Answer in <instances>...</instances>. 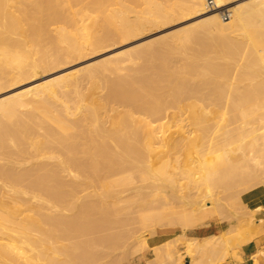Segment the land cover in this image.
I'll use <instances>...</instances> for the list:
<instances>
[{"label": "rangeland", "instance_id": "1", "mask_svg": "<svg viewBox=\"0 0 264 264\" xmlns=\"http://www.w3.org/2000/svg\"><path fill=\"white\" fill-rule=\"evenodd\" d=\"M258 1L259 0H227V4L228 6L230 5L231 6L232 5H251V4L256 5L258 4ZM124 3H127V6L131 7L130 10L128 11V15L130 18L135 17L136 9H139V8L142 9L145 7V3H142L141 0H139L138 2L136 0H124ZM29 5H30L29 9L33 8V6L30 3ZM69 5L70 4L68 3V6ZM82 7L87 8L86 14L79 12L80 10H82L80 9ZM222 8L226 9L227 7H222ZM222 8L216 9V11L219 12L220 10H222ZM73 9H76V13H74L75 16L74 14L72 16L73 18H76L75 20L73 19L74 22L76 21L74 26L88 22V19H87L88 16L89 17L98 16L99 14L97 11H95L96 10L95 5L76 4V6L73 7ZM19 12L20 11H17V10L15 11L16 15H18L19 17V20L31 18V17H38V18L44 17L43 19L48 21L47 25L49 27L53 28L54 26L59 25L58 22L51 23L53 21L51 17L49 15L47 16V14H41L39 10L38 12L36 11V13H31L32 11L27 10V12L31 14L23 13L22 16L20 14L22 12L20 13ZM214 12H215L214 10H211L210 8H208V4H196L194 9H192L191 11L185 14L177 16L172 20L155 21L152 23H145L143 25H139L137 28H135L134 30L130 31L129 33L125 35H117L112 40H108L107 42L103 44H100L98 46H94L92 48L84 50L82 53L77 54V55L76 54L75 55L73 54L64 55V57L58 62L45 66L36 72H30L21 78H16V79L8 78L0 84V100H1L11 95H17L18 93H20L23 89L27 87L38 85L49 79H53L55 77H58L64 74L69 75L68 77L72 79L73 77L78 76V74H81L85 68L97 66V64L101 63L104 60L106 61L109 59H116V60L124 59L122 61L123 65L129 67L131 63L129 61L128 62L125 61L126 56H128L129 54H133V55L135 54V55H140V57H142V59L140 58L141 62L139 63V66L138 65H137L138 67L135 66L137 67V68L134 67L135 69L131 68L133 71H136V69H138L137 71H139L141 67L140 69L141 72L136 71L137 72L136 74H134L135 72H133L134 78L130 77L131 79L128 78V81H126L127 79L125 77L121 78L119 76H113V78H116V80L114 81V79H112V75H109V77L111 76L109 79L108 75L103 74L101 76V74H99L98 75L99 77H96L95 79H93L94 81L92 80L93 83L95 82V80H97L96 83H94V86H95L94 87L91 84L92 83L91 80L89 81L85 77H81L82 80L80 79V82L78 83L79 85L78 88L80 89V91L82 90L81 91V93L83 92L82 96L84 95L86 96V97L84 96L85 98L81 96L82 101L85 105L84 107L85 110L83 109L84 110L83 114L76 115V119L77 118L78 119L77 120L74 119V120L76 124L75 126L78 129L73 130L72 131L73 133L72 132L69 133V136L67 135L68 137L62 134L57 135V133L55 132L54 134L51 135L52 132H49L48 127L46 128V126L45 127L43 126V128L47 130L41 131L43 128L37 129L39 134L35 133L37 135L36 139L34 137L35 135L34 136L32 135V138L29 136L31 140H28V139L26 140L27 142L23 144L24 148L22 147L21 152H18L13 147V149L10 148V152L12 150L11 156L5 159L2 158V160L0 159V162L2 161V163L0 164H3L4 169L6 167H7L6 169L13 168L12 165L16 163L17 164L25 163V165H27V168L30 167L29 171H31L30 169L32 170L35 169L33 166H36V165L38 166L39 162H42L43 160H44L43 162L47 161L49 162V164H53V163H55V165L60 164L59 166H55L53 164V165H50L49 167L52 169H57V168H60V166L62 165H61V162H59L58 164V161L60 160H54L55 159L54 154H57V155L59 154L60 156L58 157L60 159L62 158L61 161L64 160L62 162L64 164V163L70 162L69 155L71 154L67 153L69 152V150L71 153H75L77 151L76 153L78 155L77 154L76 155L81 157L80 154H82L83 151L85 153L86 149H88L90 153H92L91 151L93 150H94L93 152L95 153L96 146H97V150L100 149L99 150L100 152L96 150V154L98 156L97 157L95 156V157L97 158V160L96 158L94 160H90L91 159L90 157L88 158L89 161L92 162V165L94 163L93 168L94 166L96 169L98 167L101 168V169L100 168L97 169V170L100 169L98 171L99 173L95 172L97 171L96 169L92 170L93 169L92 165L90 166L91 164L90 162L87 163L88 160L86 158L83 159V157H81V160H80L76 157V173H75L76 176H73L74 174H72V176L71 174H69L70 176H68V175H65V173L63 174L60 173L59 175H57V173H55L58 176V178H56L54 177V175H52L53 171L51 172L52 174H50V172H48L47 170L46 171L43 170L40 173L37 171L38 175L37 174L35 175L36 172L33 170L32 172H34L33 173L34 175H31L32 173H30L31 181H29L30 178L29 176H27L28 178L27 177L23 178V180L25 179L24 180L25 183H23V180L21 179L20 183L17 185V187L21 185L23 186V188L27 186V188L26 187L24 188V190L26 189L28 190L27 192L22 190L23 189L22 188V189H19L20 191L22 190L19 196L16 195V198L19 199L20 202L25 201L24 203H21V206L23 207L41 209V211L43 209V211L45 212L47 211L48 213L47 215L49 214L52 215V219L55 218L56 216L61 217V215H63L62 217H64L67 209H68V212L72 211V214L71 212L70 214L66 212L65 217L69 216L68 217L69 219L67 222H65L66 223L65 225L68 227L73 226V225L76 226V242H73V243L71 242V244H66V243H62L61 241L59 242L57 241V243L54 244L55 246L53 247H55L54 249H58V246L59 248L61 246V249L56 250L58 251L59 255H61V252H62V256H64V254L65 255L67 254L66 256L69 257L70 256L68 255L70 253L69 251H71V249L72 250L76 249L75 251L71 252L72 255L70 256L71 258L73 255L76 254V257L73 256L71 258V259L76 258V264H145L146 260L148 258H151L150 256V252H151L152 258L151 260L147 261V264H164L162 256L160 257L159 255V257L157 258L156 256H154L155 253L157 252L161 254L162 247L166 243H169L172 246L174 251L177 245H182L184 243L186 238L182 237V235L180 234V229L177 226H171V225L152 226L147 229L140 227L137 221L138 212H142V210L143 212L152 210L156 207L155 205L156 203L160 204L163 202L182 201L187 206H190L194 204L195 201L200 202V201L207 200V196L205 195L203 191V185L200 183V181L195 179L196 177L195 176V171H196L195 161L197 160V158L187 157L186 148L188 146H192L193 143H197L200 145L198 154L200 155L206 154L207 152H210L213 149H215L217 146L223 144L225 140L233 138L234 135L235 136L237 135L233 128L234 125H236V123L231 124L232 123L231 119L237 115L239 118L242 117L244 121L246 120V122L249 125H251V122H253L254 119L257 118V115L261 114L262 111H264V96L259 95V94L251 95L250 98L239 100L238 103H240L239 104L240 106H238L236 100L235 101L231 100L232 98L231 96H233L232 92H236L237 89L241 90L243 86L247 85L250 82L256 83V86H259L260 83L264 85V77L259 71L260 68L258 69L259 67L258 62L254 58L253 59L250 58L248 54L245 53V51L242 48L243 47L242 44L240 45V42L238 41L234 42L233 46L230 48L231 50L229 49L227 52L225 51L226 50L225 46H221L219 45V43H216L214 45L215 47L214 49H216L217 52L216 51L215 53L214 51L208 52L210 53V57L208 56L206 60H205V56H207L206 55L207 52L204 51L205 53H203V56H204L203 63L205 67L201 68L204 72L202 70H199V71L197 70L196 73L188 72V68H186L187 67L186 63L188 62H184V60L181 61L182 56L179 57L178 53L177 52L175 53L176 47L173 45L172 47L169 48L170 50H168L169 52L170 51L172 52L170 53L168 52L170 57H169V61H167L166 63L162 62L161 59L159 60L158 57H156L155 59L156 60L158 59V61L160 62L156 61L155 59L147 63L146 61L144 62L143 56H145V54H144V50L142 49L151 43H155V45L158 46L159 43L161 44V41L165 39L170 40V37H172L173 34H177L178 32H181L183 28L194 25L197 22H200L201 20L212 15ZM17 30H18V34L26 35L28 38L37 34L35 27L32 28V26H29L27 24V22L22 25V29H17ZM169 43L171 42L169 41ZM28 48L32 56L37 55L36 49L32 44H30ZM138 50L140 51L138 52ZM173 56L175 58L176 56L178 57L175 60ZM228 56L230 58H228ZM173 59L175 61H173ZM226 60H229L231 63ZM161 65H163L165 69ZM179 66H180V69L177 68ZM209 67L211 68V70ZM142 68H146V69L142 70ZM147 68L149 69L147 70ZM178 69H179L180 75L179 73H177ZM205 69L207 72L205 71ZM166 71H168L169 75L167 74ZM250 71H251V75H250ZM165 72L166 74H164ZM174 73H176L177 75L176 74L174 75ZM203 73H204V76L201 75ZM185 76L187 78H185ZM182 77L185 79H182ZM211 77H212V80H211ZM103 78H105V80L108 79L109 82H107L108 80L107 81L102 80ZM133 79L135 81L134 83H136L134 85H132ZM220 79L221 81H219ZM242 79L244 80L242 81ZM110 80L112 81L111 84H110ZM123 80L128 83H125ZM182 80H186V81L182 82ZM119 81L121 82V84H119L120 83ZM236 81H238V83ZM97 82H101L102 84L98 83L99 84L98 85ZM105 82H107L108 84L106 85ZM123 82L127 85L125 86ZM179 82L181 83L189 82V86L191 87H197L198 83H200L201 86L197 90H199V93H202L203 98L202 97L198 98L197 96H191V95L190 96L184 95V97L181 98V101L184 104H182V102L180 101L181 103L180 107H182L183 110H180V109L178 110V108H176L178 98L177 96L176 97L174 96L175 95L174 87H177V84H180ZM113 83L114 85L116 84V87H117L116 90H115V87L112 86ZM129 83H131V85ZM138 83L144 84V85L141 86ZM224 83L225 84L227 83V84L225 85ZM129 85L130 87L131 86L132 87L129 88ZM143 86L144 88L146 87L147 89H144ZM133 87H135V89ZM136 87L139 88V90ZM124 88L126 89L129 88V90L131 89L130 92L132 91V93H130L128 89L126 91V89ZM142 88L145 91L142 90ZM111 89H113L112 90L113 93ZM219 89H220V92H219ZM232 89H234L235 91ZM118 91H119V94L121 95H123V93H124V96L127 95L126 97L128 99L121 95H120L121 96L120 99L117 98L116 96H119V95L118 94L114 95V94L118 93ZM147 91L151 94L153 93L154 98L157 97L156 100H158L159 98H164V97L167 98L170 104L172 103L171 105L172 108L169 107L168 112L166 111L165 113L161 115L158 114L159 112L153 113L154 109H152L151 101H149L151 102L150 103L151 105L149 104V102L147 103V105H146V102H144V105H143L142 99L144 95L147 93ZM168 91H171L169 95H168L169 93ZM137 94H140V95H137ZM24 95H27V94H24ZM136 96L138 99L136 98ZM124 98L127 100H125ZM130 98L131 99L134 98L135 100L137 99V104L135 101H133L134 99L131 101ZM147 98H144V99H147ZM85 99L86 100L89 99L87 100V103ZM129 100L131 101L130 104H129ZM75 101H76V97H75ZM128 106H131V109ZM169 109L172 111H170ZM173 110L175 111L173 112ZM84 112H85V115H84ZM86 113H88V116L86 115ZM151 113H153L155 116ZM121 115L122 117H120ZM92 116L94 117L96 116V117L94 118ZM122 118H124L125 120ZM122 121H123V124H122ZM28 123H30V125ZM77 123L78 124L81 123V125H78ZM94 123L96 125H94ZM24 124H27L25 125L26 127L24 126ZM20 125L23 126L22 128L25 127L26 129H32V130L35 129L34 125H32V122H29V121L20 123L18 126ZM101 129H103L102 130L103 132L101 131ZM41 132H43L44 134ZM56 135L59 136V138ZM106 137L109 139V141L106 140ZM49 138L50 140L47 141ZM103 138L106 140V143H104L105 140H103L104 142L101 140ZM63 139L66 141H63ZM100 141H101V144H99ZM45 142H47V144ZM53 142H56V144H53ZM62 142L65 144H62ZM87 143L89 145H92L94 149L90 150L92 149V146H90L91 147L90 148L89 145H87ZM30 146H32V148ZM83 146L85 148H82ZM86 146L89 148H87ZM35 147L37 151L34 149ZM64 147H67L69 149L67 148L64 149ZM103 147L104 149L106 148L105 151ZM101 148L103 151L101 150ZM32 149L34 150L35 154L33 153ZM88 150H86V152H88ZM78 151H82V152H78ZM104 152H107L108 155H106ZM24 154L26 155V157ZM43 154L45 156H42ZM46 154L47 156L48 154L49 156L51 154L52 156H50V158L51 157L53 158L49 159V157H46ZM20 156L21 158L19 159ZM37 156L39 157L37 158ZM88 156L89 155H87V157ZM105 156H109L110 158L108 160L110 161L109 163H107L108 161L105 159ZM125 156H127L128 158L126 159ZM58 157L56 156V159ZM102 157L104 159H102ZM164 158L167 159L168 161V168H169L168 172H166L165 174L161 176L154 174L153 171L149 168L150 165L158 166L157 164H160V162L165 163L166 160ZM66 159L68 161H66ZM162 159L164 160L162 161ZM7 160H9L11 163H9V161L8 163H6ZM16 160H19V161H16ZM82 160L84 163L83 166L87 168L82 166L81 164ZM18 162H22V163H18ZM101 162L102 164L104 163V165H100ZM9 164H11V167L9 166ZM88 164H89V167H88ZM105 164L108 166H106ZM23 167L22 168L18 167V170L23 169ZM27 168L24 167V171H26L25 169ZM148 168L150 169V173L145 174V177L147 176L148 177L145 179H140L138 176L139 169L148 170ZM253 168L255 167L253 166ZM83 169L85 170V172ZM91 170L94 171L95 173H93ZM102 170L103 172L104 171L106 172L103 173ZM120 170H123V172L122 173L119 172ZM254 171L256 173L255 180L259 182L262 181L263 180L262 174H259L257 172V169H255ZM43 172H46V173H44L42 176ZM90 172L93 173L92 176ZM39 174L41 177H37L39 176ZM35 176L37 180L35 179ZM41 178L45 179L42 182H44V185L46 184V186L43 185V189L41 187L43 183L41 182L40 184V181L38 180V179L42 180ZM33 179L34 181H36V183L33 182ZM109 180H112V182L111 183L108 182L106 184V182ZM37 181H39V184L37 183ZM61 181H62V184H61ZM28 182L29 184L26 185V183ZM50 183H53V184H50ZM103 183L105 184L103 185ZM33 184L35 185L32 186ZM28 185L30 189L28 188ZM31 188L33 189L34 192L32 191ZM37 188L38 189L41 188V189L37 191L38 190ZM255 189L261 190L263 189V187L257 186L252 191H254ZM23 191L26 193L24 194ZM71 191L72 193H70ZM32 194L38 195V197H40V200H35V198L32 199L33 197H35L34 195L32 197ZM46 194H48L47 197H46ZM250 195H251V192L245 193L244 195L245 201H247L248 198H250ZM38 197L36 196L37 199ZM54 197L56 198L54 199ZM48 199H50L51 205L53 204L52 206L48 205L49 204L47 203ZM221 199L219 201L220 203H222V209H223L222 219L221 220L214 219V221H220L221 223L220 227L224 228V237L227 236L230 239L229 242L234 243V236H240V238H242L244 235H247L248 233H249L250 239H253L255 233H258L260 236L262 235V233L264 232V226H263L264 220L256 216L257 215L256 210L259 209L260 206L256 208H251L247 205V202H244V201H237L233 204H229L225 202L224 199H222L221 201ZM54 200H57L56 201L57 203ZM53 206H54V209H53ZM65 208H66V211H65ZM69 208H72V210ZM57 211L60 213V215L58 213H56L57 215L55 214V212ZM61 211H63L64 214H62ZM73 215H74V218H73ZM72 220L73 222L75 221L76 223L75 222L72 223ZM69 221H71L70 225H68ZM210 230L211 229L206 230L204 228L190 230L187 232V235L188 236H198ZM163 231H167V233H171L175 235L172 237V239L166 240L160 245L149 246L148 244L149 240L154 238V236L159 235ZM58 243H62V244L59 245ZM64 244L65 246H63ZM72 244H75V245H72ZM71 245L75 248L70 247ZM63 249L65 250L63 251ZM48 254L54 255L53 253L51 254L50 251Z\"/></svg>", "mask_w": 264, "mask_h": 264}, {"label": "bare ground", "instance_id": "2", "mask_svg": "<svg viewBox=\"0 0 264 264\" xmlns=\"http://www.w3.org/2000/svg\"><path fill=\"white\" fill-rule=\"evenodd\" d=\"M136 1L138 2L139 0H136ZM141 2L145 3V7L142 9L141 8L136 9L135 10L136 11L135 17L130 18L128 15V11L130 10L131 7L127 6V3H124V0H0V84L8 78H11V79L21 78L30 72H36L45 66H48V65L55 63V62H58L59 60H61L64 57V55H69V54L70 55H72V54L77 55V54L82 53L84 50H87V49L92 48L94 46H98L100 44H103V43L107 42L108 40H112L117 35H125V34L129 33L130 31L134 30L135 28H137L139 25H143L145 23H152L155 21L172 20L179 15H182V14H185V13L191 11L192 9H194L196 4H208V8H210L211 10H214L215 12L212 15H210L209 17L201 20L200 22H197L194 25L187 26V27L183 28L181 30V32H178L177 34H173L172 37H170V40L167 39L168 40L167 41L165 39V40L161 41V44L160 43H159V45L157 44L158 46H156L155 43H151L152 45L149 44L148 46L143 48L142 50H144V54H145V56H143L144 57L143 61L144 62L146 61V63H147V62L154 60L156 57H158L159 60L161 59L162 62L166 63L167 61H169V57H170V55L168 54V52H169L168 50H170L169 48L172 47V45H173L176 47L175 53L177 52L179 57L182 56L181 61L184 60V62H188V63H186L187 67L184 66V67L188 68V72L189 73H196L197 70L198 71L202 70L201 68L205 67L204 63H203V61H204L203 53H205L204 51L207 52V54H206L207 56H205V60H206L208 58V56L210 57V53H208V52H213V51H214V53H215V51L217 52V50L214 49L215 48L214 45L216 43H219V45H221V46H225L226 50L225 49L224 50L227 52L233 46L234 42L238 41V42H240V45L242 44V46H243L242 48L245 51V53L248 54V56L250 58H252V59L254 58L258 62V64H259L258 69L260 68L259 71L261 72V74L264 77V0H259L258 4H256V5L251 4V5H232V6L231 5L228 6L227 0H212L213 6H209L208 0H141ZM29 3L33 6L34 9L33 8L29 9V6H30ZM68 3L70 4L69 6H68ZM76 4L95 5V8H96L95 11H97L99 14H98V16H90V17L88 16L87 17L88 22L74 26V24L76 22V21L74 22V20L76 18H73L72 16L74 13H76V9H73V7H75ZM222 7H227V8L224 9ZM219 8L220 9L222 8V10L228 11L229 17L227 19L223 18L222 13H221L222 10H220L219 12L216 11V9H219ZM80 9H82L79 11L80 13H83V14L87 13L86 7H84V8L82 7ZM16 10L22 12V13L19 12L21 14V16L23 15V13L24 14H31V13H36V11L38 12V10H39V12H41V14H47V16L49 15L51 17V19L53 20L51 23L58 22L59 25H56L53 28L49 27L47 25L48 21L43 19L44 17L43 18L42 17H40V18L31 17V18L19 20L18 15H16V13H15ZM27 10L32 11V12L28 13ZM74 16H75V14H74ZM26 22L29 26H32V28L35 27V29L37 31L36 35L28 38L26 35L18 34L17 29H22V25L25 24ZM169 41L171 43H169ZM30 44H32L35 47L36 53H37L36 56H32L30 54V51L28 48ZM217 47H218V45H217ZM233 48H235V47H233ZM172 49H174V48H172ZM139 51L140 50H138V52ZM244 51H243V53H244ZM170 52H172V51H170ZM233 52H235V51H233ZM218 53H219V51H218ZM134 55L129 54L125 58V61H127V62L129 61L131 63V65L129 67L123 65L122 61L124 59L123 60L119 59L120 61L116 60V59H109L106 61L104 60L101 63L97 64V66L85 68L81 74H78V76H75L72 79L70 77H68L69 75L64 74V75L55 77L53 79H49V80H47L43 83H40L38 85L27 87V88L23 89L17 95H11L9 97L1 99L0 100V159L2 160V158L5 159V158H8L9 156L12 155V150L10 152V148L13 149V147H14V149H16L18 152H21L22 147L24 148L23 144L27 142L26 140L27 139L31 140L30 137L32 138V135L33 136L35 135L34 137L36 139L37 135L35 133H38L37 129H39V128L42 129L43 126L44 127L46 126V128L48 127L49 132H52L51 135L54 134V132H55V133H57V135L62 134L64 136L66 135V137H68L69 133H71L75 129H78L75 126L76 124H75V120H74V119H76V115L83 114V111L85 110L84 109L85 105L82 101V97H84L85 95L82 96L83 92L81 93L82 90L80 91V89L78 88L79 87L78 83L80 82L81 77H85L87 80L92 81L96 77H99L98 76L99 74H101V76L104 74V75H108V77H109V75H112V79H114V81L116 80V78H113V76H119L121 78L125 77L127 79L126 81H128V78L133 77V72H135L134 74H136L137 72H141L140 71L141 67H140L139 71H137L138 69H136L137 72L133 71L131 69V68H133V69L137 68L139 66V63L141 62L140 58L142 59V57H140V55H135V56ZM178 56H176V58ZM176 58H175V60H176ZM211 58H213V57H211ZM228 58H230V57L228 56ZM158 59L157 60L155 59V60L158 61ZM175 60L173 59V61H175ZM226 61H229V60H226ZM158 62H160V61H158ZM155 63H157V62H155ZM176 65H178V64H176ZM205 65H206V63H205ZM213 65H215V64H213ZM135 66H137V67H135ZM161 66L163 67V65H161ZM207 67H208V65H207ZM153 68H154V66H153ZM163 68L165 69V67H163ZM170 68H169V70H170ZM177 68L180 69V66ZM177 68H176V70H177ZM143 69H146V68H142V70ZM148 69L149 68H147V70ZM179 69H178L177 73H179V75H180ZM210 70H211V68H210ZM168 71H166V72L169 75ZM205 71H206V69H205ZM166 72L164 74H166ZM175 74L176 73H174V75ZM246 74H247V72H246ZM201 75L204 76V73ZM208 75H210V74H208ZM250 75H251V71H250ZM140 76H142V75H140ZM170 76H172V75H170ZM221 76H222V74H221ZM221 76H220V78H221ZM110 77H109V79H110ZM226 77H228V76H226ZM185 78H187V77L185 76ZM185 78L182 77V79H185ZM118 79H120V78H118ZM102 80H105V78H103ZM107 80H105V81H107ZM111 80H110V84L112 82ZM189 80H187V81H189ZM211 80H212V77H211ZM243 80L244 79H242V81ZM93 81H92V83L91 82L90 83L94 86V83H96L97 80H95L94 83H93ZM126 81H124V82L128 83ZM183 81H186V80H182V82ZM219 81H221V79ZM107 82H109V80ZM107 82H105L106 85L108 84ZM124 82H123V84H125ZM134 82L135 81L133 79L132 85L136 84ZM139 82H141V81H139ZM236 82L238 83V81H236ZM98 83H101V82H97V84ZM105 83H103V84H105ZM117 83H118V81H117ZM179 83L180 84H177V87H174V89H175V91H174L175 95L174 96L175 97L177 96V98H178V99L176 98L177 99V105H176L177 107L176 108H178V110L179 109L183 110V108L180 107V104H181L180 101H181V98L184 97V95H188V96L191 95V96H197L198 98H201V97L203 98L202 93H199V90H197L201 86L200 83H198L197 87L189 86V82L188 83L179 82ZM119 84H121V82ZM129 84L131 85V83H129ZM138 84H140V83H138ZM126 85L127 84H125V86ZM130 85H129V88L132 87V86L130 87ZM140 85L142 86L144 84H140ZM112 86L115 87V90L117 89L116 84L114 85V83H113ZM170 86H171V84H170ZM99 87H101V86H99ZM168 87H169V85H168ZM129 88H127V89L130 92L131 89L129 90ZM133 88L135 89V87H133ZM143 88H144V86H143ZM143 88H142V90L147 89L146 87L144 89ZM161 88H163V87H161ZM124 89H126V88H124ZM127 89H126V91H127ZM137 89L139 90V88H137ZM112 90L113 89H111V91ZM232 90H234V89H232ZM152 91H154V90H152ZM168 92H169L168 93V95H169L171 91H168ZM219 92H220V89H219ZM112 93H113V91H112ZM130 93H132V91ZM208 93H209V91H208ZM24 94H27V95H24ZM116 94L119 95V96H116L119 99L121 96H124V93H123V95H121V94H119V91H118V93H115L114 95H116ZM154 94H156V93H154ZM232 94H233V96H231L232 97L231 100H234V101L236 100L238 106H240L239 105L240 103H238L239 100H244V99L250 98V96L254 95V94H259V95L264 96V85H262V83H260L259 86H256V83L250 82L247 85L243 86V88L241 90L237 89L236 92H232ZM128 95H129V93H128ZM137 95H140V94H137ZM205 95H206V93H205ZM126 96H124V97H126ZM172 96H173V94H172ZM226 96H227V94H226ZM75 97H76V101H75ZM160 97H162V96H160ZM136 98H137V96H136ZM144 98H147V99H144ZM172 98H174V97H172ZM99 99H101V98H99ZM127 99H125V100H127ZM133 99H131V101ZM137 99L133 100L136 102V104H137ZM156 99H157V97L154 98L153 93L151 94L147 91V93L144 95V97L142 99L143 105H144V102H146V105H147V103L149 101H151L152 102V109H154L153 113L159 112L158 113L159 115L165 113L166 111L168 112L169 107L172 108L171 107L172 103L170 104V102L167 98L164 97V98H159L158 100H156ZM87 100H89V99H87ZM87 100H86V103H87ZM90 101H89V103H90ZM120 101H122V100H120ZM131 101L129 100V104L131 103ZM151 102H149V104ZM172 102H173V100H172ZM96 103H98V102H96ZM182 104H184V103L182 102ZM128 107H130V109H131V106H128ZM147 107H149V106H147ZM99 109H97V110H99ZM103 109H105V108H103ZM173 109H175V108H173ZM87 111H89V110H87ZM170 111H172V110H170ZM174 111L175 110H173V112ZM98 112H100V111H98ZM153 113H151V114H153ZM89 114H91V113H89ZM84 115H85V112H84ZM86 115L88 116V113H86ZM123 115H124V113H123ZM130 115H131V113H130ZM92 117H94V116H92ZM120 117H122V115ZM83 118H84V116H83ZM88 119H90V118H88ZM122 119H124V118H122ZM129 119H130V117H129ZM231 120H232L231 124L236 123V125H234L233 128H234V131L236 132L237 135L236 136L234 135L233 138L225 140V142L223 144L217 146L215 149H213L210 152H207L206 154H201V155L198 154L200 145L197 143H193L192 146H188L186 148V156L187 157H189V158L196 157L197 158V160L195 161L196 162V171H195L196 177H195V179L200 181V183L203 185V191H204L205 195L207 196V200L200 201V202L195 201V203L190 205V206H187L182 201L163 202L160 204L156 203L155 204L156 207L154 209L149 210L147 212H143V210H142V212H138L137 221H138L140 227L153 225V224L157 225V224H161V223H168V224H172L173 226L180 225L183 227L182 229H186V228L196 227L199 224L206 222L207 220H209L210 218H212L214 216L215 217L219 216L218 219L220 220V218L222 219V210H221L222 209V203H220V201H219L221 198L224 199L225 202H227L229 204H233L237 201L246 202L244 199L245 193H247V192L250 193L257 186H262L263 190H264V111H262L261 114L257 115V118L254 119L253 122H251V125H249L246 122V120L244 121L242 117L239 118L238 115L235 116L234 118H232ZM26 121L32 122V125H34L35 129L34 130L26 129L25 125H27V124H24V126H25L24 128H22L23 127V126H21L22 124L20 126H18L20 123H24ZM97 121H98V119H97ZM100 122H101V120H100ZM28 124L30 125V123H28ZM122 124H123V121H122ZM78 125H81V123H79ZM94 125H96V124L94 123ZM78 127H80V126H78ZM30 128H32V127H30ZM103 129H101V131ZM29 130H31V131H29ZM43 130H47V129L43 128L41 131H43ZM41 133H43V132H41ZM44 133H45V131H44ZM27 137H29V138H27ZM40 137H42V136H40ZM57 137L59 138V136H57ZM107 137H106V140L109 141V139ZM35 139H34V141H35ZM49 140H50V138L47 141H49ZM101 140L103 141L105 139L103 138ZM106 140H105V142L104 141L103 142L106 143ZM63 141H66V140L63 139ZM45 143L47 144V142H45ZM27 144H29V143H27ZM35 144H34V146H35ZM53 144H56V142H53ZM62 144H65V143L62 142ZM84 144H86V143H84ZM99 144H101V141ZM87 145H89V144L87 143ZM84 146L82 148H85ZM90 146H92V145H89V147ZM30 147L32 148V146H30ZM56 147H54V148H56ZM67 147H68V145H67ZM67 147H64V149ZM89 147H87V148H89ZM95 148H96L95 153L93 152L94 151L93 146H92V149H90V150H93V151H91L93 154L90 153L88 149H86V150H88V152H86V150H85V153H84V151L83 152L78 151V152H82V154H80V153L79 154L81 155V157H83V159L86 158L88 160L87 161V163H88V162H90L88 159L89 157L91 158L90 160H94L98 156L96 154L97 146ZM106 148H107V146H106ZM34 149L36 150V147ZM44 149H45V147H44ZM51 149H52V147H51ZM67 149H69V148H67ZM103 149H104V147H103ZM105 149H104V151H105ZM99 150H97V151H99ZM101 150H102V148H101ZM32 151L34 153L33 149H32ZM52 152H51V154H52ZM76 152L71 153L69 150V152H67V153H70L73 156L69 155L70 157L69 156L68 157L70 158L69 159L70 162H67L64 164L62 163L64 160L61 161L62 158L60 159L58 157L60 155L54 154L55 155L54 160H60V161H58V164H59V162H61V165H62V166H60V168L56 167L57 169L49 168L50 165H53V164L55 165V163H53V162H52L53 164H49V162H47V161L43 162L44 161L43 160L42 162H39V164L37 163L38 166L37 165L33 166L35 168L33 170L36 172L35 175L38 172L40 173L43 170L44 171L47 170L48 172H50V174H52L51 172L53 171L52 175H54V177H56V178H58L57 175H59L60 173H62V174L65 173V175H68V176H70L69 174H71V176H72V174H74L73 176H76V174H75L76 173V157L81 160V157L77 156L78 154ZM107 152H104V153L106 155H108ZM37 153H39V152H37ZM58 153H59V151H58ZM87 153H89V154H87ZM51 154H50V156H52ZM60 154H62V153H60ZM103 154H102V156H103ZM87 155H89V156L87 157ZM39 156H37V158ZM42 156H45V155L43 154ZM50 156H49V154H48V156L46 154V157H49V159L53 158V157L50 158ZM56 156L58 157L57 159H56ZM25 157H26V155H25ZM62 157H64V156H62ZM125 157H126V159L128 158L127 156H125ZM20 158H21V156L19 157V159ZM28 159H26V160H28ZM67 159H66V161H68ZM102 159H104V158L102 157ZM105 159L108 161L110 158H109V156H105ZM164 159H162V161ZM80 160H78V161H80ZM96 160H97V158H96ZM165 160H166L165 163L160 162L161 165L157 164L158 166L150 165L149 168L153 171L154 174L161 176V175L165 174L166 172H168V169H169L168 168V161H167V159H165ZM8 161L9 160H7L6 163H8ZM16 161H19V160H16ZM109 162L110 161H108L107 163H109ZM0 163H2V161ZM9 163H11V162L9 161ZM18 163H22V162H18ZM90 163H91L90 164V166H91L92 162H90ZM16 164L12 165L13 168L8 167L9 169H6L7 167L4 169L3 164H0L1 165L0 166V264H76V258L71 259L73 256L76 257V254L70 258V256L72 255L71 252L75 251L76 249L75 250L71 249V251H69L70 253L68 254L70 256L67 257L66 256L67 254L66 255L64 254V256H62V252H61V255H59L58 251H56L58 249H61V246H60V248L58 246V249H54L55 247H53V246H55L54 244H56L57 241L58 242L61 241L62 243H66V244H71V242L72 243L76 242V226L73 225V226L68 227L65 225L66 224L65 222H67L69 219L68 218L69 216L65 217L66 212H68V209L66 211V208H65L66 212L64 211L65 212L64 217H62L63 215H61V217L56 216L55 218L52 219V215H50V214L47 215L48 214L47 211L45 212V211H43V209L41 211V209H35V208H31V207L21 206V203H24L25 201L20 202L19 199L16 198V195L19 196L20 192L22 190H24L25 187L27 188V186H25L23 188V186L19 185L17 187V185L20 183L21 179L23 180V178H25L27 176H29V178H30L29 181H31L30 173H32L31 175H34L33 174L34 172H32L33 171L32 169H30L31 171H29L30 167L27 168V165H25V163L17 164V165ZM26 164H28V163H26ZM81 164H82V166L84 165L83 160H82ZM31 165H33V164H31ZM31 165H29V166H31ZM59 165H55V166H59ZM93 165H94V163H93ZM93 165H92V168H93ZM100 165H104V163L102 164V162H101ZM9 166L11 167V164H9ZM23 166L27 168V169H25L26 171H24ZM106 166H108V165H106ZM253 166L255 168H253ZM18 167L19 168L23 167V169L18 170ZM83 167H85V166H83ZM88 167H89V164H88ZM85 168H87V167H85ZM98 168H100V167H98ZM149 168H148V170L139 169L138 176L140 179H145L148 177V176L145 177V174L150 173ZM95 169L96 168L94 166V168L92 170H95ZM255 169H257V172L259 174H262L263 180L260 182L255 180L256 179V173L254 171ZM99 170H97L95 172L99 173L98 172ZM103 170H102V172H103ZM48 172H47V174H48ZM84 172H85V170H84ZM92 172L95 173L94 171H92ZM104 172H106V171H104ZM119 172L122 173L123 170H120ZM44 173H46V172H43L42 176ZM55 173H57V175ZM93 173H91V176ZM37 177H41L40 174ZM35 179L37 180L36 176H35ZM24 180H23V183H25ZM38 180L40 181V184H41V182L44 181L45 179L43 178L42 180H40V179H38ZM39 181H37L38 184H39ZM33 182L36 183V181H34V179H33ZM108 182L111 183L112 180L107 181L106 184ZM42 183L43 184L41 187L43 189L44 182H42ZM27 184H29V182L26 183V185ZM38 184H36V185H38ZM50 184H53V183H50ZM61 184H62V181H61ZM104 184L105 183H103V185ZM34 185L35 184H33L32 186H34ZM20 186H21V188H20ZM44 186H46V184ZM28 188H29V185H28ZM57 188H59V187H57ZM19 189H22V190L20 191ZM39 189H41V188H39ZM39 189L37 191H39ZM70 189H72V188H70ZM24 191L27 192L28 190L26 189ZM32 191H33V189H32ZM26 192H24V194ZM43 192H45V191H43ZM48 193H49V191H48ZM70 193H72V191ZM65 194H66V192H65ZM33 195L34 194H32V197H33ZM47 195L48 194H46V197H47ZM49 195H50V193H49ZM34 196L35 197H33L32 199L35 198V200H40V197H38V195H34ZM36 196L38 197V199L36 198ZM55 198L56 197H54V199ZM71 198H72V196H71ZM45 199H47V198H45ZM62 199H63V197H62ZM222 199H221V201H222ZM54 201L56 202L57 200H54ZM61 201H59V202H61ZM33 202H35V201H33ZM47 203H49L48 205H51L50 199H48ZM25 205H27V204H25ZM55 205H57V204H55ZM73 205H74V203H73ZM51 206H49V207H51ZM54 206H53V209H54ZM69 209L72 210V208H69ZM55 210H57V209H55ZM60 210H58V211H60ZM58 211L55 212V214L58 213L60 215V213ZM61 212H62V214H64L63 211H61ZM70 212L72 214V211H70ZM70 212H68V213L70 214ZM52 213H53V211H52ZM73 218H74V215H73ZM73 220H72V223L75 222V221L73 222ZM70 222L71 221H69L68 225H70ZM255 236L259 237L260 235L258 233H255L254 237ZM256 239H258V238H256ZM229 241H230V239L227 236L224 237V253H225L224 258L229 257V253H230L231 249L233 248V245ZM62 243H58V244L60 245ZM214 243H215V241H214ZM72 245H75V244H72ZM72 245L70 247H73ZM206 245L211 249L212 245H213L212 239H208V241H206V243H205V246ZM63 246H65V244ZM73 248H75V247H73ZM65 249H66V247H65ZM65 249H63V251ZM49 251L51 252V254L53 253L54 255L48 254ZM229 264H231V260H230Z\"/></svg>", "mask_w": 264, "mask_h": 264}, {"label": "crops", "instance_id": "3", "mask_svg": "<svg viewBox=\"0 0 264 264\" xmlns=\"http://www.w3.org/2000/svg\"><path fill=\"white\" fill-rule=\"evenodd\" d=\"M246 202L251 208L260 206V208L256 210V216L264 220V190L255 189L254 191H251L250 198H248ZM221 210L223 212V209ZM218 217L219 216H214L206 222L192 228L182 229V226L175 225L180 229L182 237L186 238L184 243L182 245H177L175 251L169 243H166L162 247L161 254L156 252L154 256L157 258L159 255L160 257L162 256L164 264H229L230 260L231 264H264V232L259 237L255 236L258 238L256 239L254 237L256 240L254 238L250 239L249 233L242 238H240V236H234V243L231 242L233 248L229 253V257L224 258V228L220 227V221H214V219H218ZM163 225L173 226L172 224L161 223L144 226L142 228L147 229L152 226ZM201 228L211 230L198 236L187 235L188 231ZM174 235L175 234L163 231L159 235L150 239L148 244L149 246L160 245L164 241L172 239ZM208 239H212L213 242L211 249L207 245L205 246ZM246 241L248 242L246 243ZM150 256L152 258L151 252ZM151 258H148L145 264H147V261L151 260Z\"/></svg>", "mask_w": 264, "mask_h": 264}, {"label": "built area", "instance_id": "4", "mask_svg": "<svg viewBox=\"0 0 264 264\" xmlns=\"http://www.w3.org/2000/svg\"><path fill=\"white\" fill-rule=\"evenodd\" d=\"M208 1H209V6H213L212 0H208ZM221 13H222V16H223L224 19H227L229 17V13H228L227 10H222Z\"/></svg>", "mask_w": 264, "mask_h": 264}]
</instances>
